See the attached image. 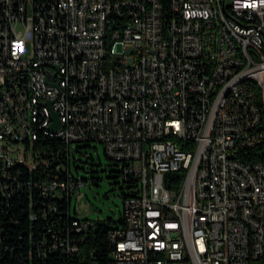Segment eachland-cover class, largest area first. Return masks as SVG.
<instances>
[{
    "label": "built area",
    "instance_id": "1",
    "mask_svg": "<svg viewBox=\"0 0 264 264\" xmlns=\"http://www.w3.org/2000/svg\"><path fill=\"white\" fill-rule=\"evenodd\" d=\"M254 82L264 0H0V192L72 196L80 177L25 182L17 159L31 173L98 140L136 181L109 264H264Z\"/></svg>",
    "mask_w": 264,
    "mask_h": 264
},
{
    "label": "trees",
    "instance_id": "2",
    "mask_svg": "<svg viewBox=\"0 0 264 264\" xmlns=\"http://www.w3.org/2000/svg\"><path fill=\"white\" fill-rule=\"evenodd\" d=\"M61 144V140L50 137L36 142V145L54 148L56 153ZM244 154L249 159L264 158V141L252 150L244 151ZM116 161L120 164V175L129 189V193L124 195L125 200L133 194L132 187L136 181L131 176H125V163ZM17 167H21L19 179L25 182L52 178L55 174L61 178L70 175L77 177L71 167V151L60 155V159L56 156L50 166L31 173L23 165ZM78 177L86 181L83 176ZM167 182L170 185L169 180ZM68 196L72 199L73 195ZM68 196L47 198L40 195L35 186L28 185L12 196L0 192V264H109V231L124 222V211L114 224L101 220L93 222L73 213ZM48 201L57 205L56 211L49 209ZM31 213H37V218H31ZM81 218L90 220L91 224L78 231L73 220Z\"/></svg>",
    "mask_w": 264,
    "mask_h": 264
},
{
    "label": "rangeland",
    "instance_id": "3",
    "mask_svg": "<svg viewBox=\"0 0 264 264\" xmlns=\"http://www.w3.org/2000/svg\"><path fill=\"white\" fill-rule=\"evenodd\" d=\"M23 145L16 143L14 147ZM70 146L72 170L75 175L86 178L73 193V213L93 222L116 223L124 211V195L129 193L120 175V164L107 155L101 141L72 142Z\"/></svg>",
    "mask_w": 264,
    "mask_h": 264
},
{
    "label": "bare ground",
    "instance_id": "4",
    "mask_svg": "<svg viewBox=\"0 0 264 264\" xmlns=\"http://www.w3.org/2000/svg\"><path fill=\"white\" fill-rule=\"evenodd\" d=\"M254 89L257 92H260V110L261 115H264V85L262 82H254ZM17 165L25 166L24 159H17Z\"/></svg>",
    "mask_w": 264,
    "mask_h": 264
},
{
    "label": "water",
    "instance_id": "5",
    "mask_svg": "<svg viewBox=\"0 0 264 264\" xmlns=\"http://www.w3.org/2000/svg\"><path fill=\"white\" fill-rule=\"evenodd\" d=\"M53 122L50 125V129L53 131H57L61 127L60 117L57 111H52Z\"/></svg>",
    "mask_w": 264,
    "mask_h": 264
}]
</instances>
